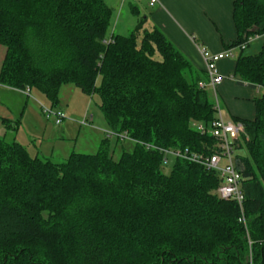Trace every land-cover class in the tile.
Here are the masks:
<instances>
[{
  "label": "trees",
  "instance_id": "16d2710c",
  "mask_svg": "<svg viewBox=\"0 0 264 264\" xmlns=\"http://www.w3.org/2000/svg\"><path fill=\"white\" fill-rule=\"evenodd\" d=\"M112 16L104 0H0V84L54 108L61 86L75 85L98 96L109 131L134 142L118 161L106 138L93 155L54 163L0 140V264H264V94L252 120L233 118L245 127L244 226L236 203L214 194L215 173L169 153L214 151L191 127L215 118L200 74L142 18L108 37ZM232 20L225 50L264 35V0H234ZM243 51L232 78L264 89V44Z\"/></svg>",
  "mask_w": 264,
  "mask_h": 264
},
{
  "label": "crops",
  "instance_id": "0c3cea01",
  "mask_svg": "<svg viewBox=\"0 0 264 264\" xmlns=\"http://www.w3.org/2000/svg\"><path fill=\"white\" fill-rule=\"evenodd\" d=\"M158 1L159 4L151 8L146 2L140 0H130L129 2L127 0H104L112 9L113 14L116 9L123 12L127 4L130 14L124 13V17L127 15L125 21L131 15L130 18H137L135 19L136 25L142 18L143 28L149 22L153 29L160 30L191 64L192 68L200 74L199 77L203 79L202 81H205L204 63L192 38L195 39L196 44L212 53L223 52L236 39V30L232 20L234 0ZM137 2L140 3L135 4ZM114 5L116 8L113 7ZM141 7L144 12L143 17H141ZM120 18L114 19L112 16L113 29L125 32L129 27L120 25ZM5 52V48L0 45V69ZM235 62L236 59L233 58L218 63V70L224 80L217 90L226 99L230 98L227 103L230 116H225L223 113L222 115L231 120L233 118L252 120L254 118L253 100L256 98L255 95L260 92L257 89L261 87H251L246 83L240 84L232 79ZM232 92L233 94L230 95ZM35 94L39 93L35 92ZM35 94L30 90L29 95H26L23 91L7 88L0 84V140L15 141L21 144L31 156L51 161L56 158V126H61L64 121L56 125L53 119H46L40 110L43 103H40L41 99ZM124 142L125 140L116 143L123 145Z\"/></svg>",
  "mask_w": 264,
  "mask_h": 264
},
{
  "label": "built area",
  "instance_id": "2783aa9c",
  "mask_svg": "<svg viewBox=\"0 0 264 264\" xmlns=\"http://www.w3.org/2000/svg\"><path fill=\"white\" fill-rule=\"evenodd\" d=\"M140 1L146 2L148 7L151 8L159 4L158 0ZM253 37H259V35ZM253 37L248 38L245 43L237 47L219 53L208 51L203 46L196 44L195 39L192 38V41L201 55L206 74V80L200 81L198 87L200 89H207L212 93L215 112V118L211 123L205 125L204 123L194 122L193 129L201 135L206 134L214 139V151L209 155L194 153L187 149L183 151L174 150L169 152L173 157L185 159L203 167L208 172L215 173L220 180V185L214 194L221 200L236 203L240 212V222H242L244 226V194L241 188L243 177L242 165L238 161V152L242 150V136L245 135V127L242 122L226 119L222 115L216 90L224 80V77L218 70V63L222 60L233 59L235 57V50L238 49L239 51H243L246 49ZM23 92L24 94L29 95L30 90L29 88H26ZM40 110L46 119H53L56 125H59L65 119L64 113L56 110L54 107H45L44 105H41ZM85 123L86 121H82V124ZM107 134V138L113 136L114 138L119 139V141L128 140L125 133L115 134L110 131Z\"/></svg>",
  "mask_w": 264,
  "mask_h": 264
},
{
  "label": "rangeland",
  "instance_id": "374dc122",
  "mask_svg": "<svg viewBox=\"0 0 264 264\" xmlns=\"http://www.w3.org/2000/svg\"><path fill=\"white\" fill-rule=\"evenodd\" d=\"M130 0H127L129 2ZM137 2L135 4H139ZM113 7L116 8V5ZM142 8V7H141ZM127 4L125 5V10L121 12L120 10H115L113 16L114 19L117 17L120 18V25H127L129 29L127 31H118L113 29V20L109 32V36L114 33L115 35L124 34L127 35L129 32L135 28L137 18H130L125 21L127 18L124 17V13H127ZM128 14H130L128 12ZM147 14V12H146ZM123 15V16H122ZM141 17H143L144 12L142 8ZM139 19V18H138ZM148 30H152L151 24H148L144 27ZM123 32V33H122ZM264 44V35L259 37H253L251 42L249 43L248 47L243 51V54L246 56H253L258 54L262 46ZM240 51L237 49L235 50V59H237ZM239 87H243L238 85ZM260 91L255 96L264 94V89L259 88L257 89ZM35 94V91H33ZM219 105L221 108V112L223 115H229V107L228 102L230 98L226 99L219 90L216 91ZM230 93V95H232ZM37 97L41 99L40 103H43L45 107H50V104L47 100L39 94H35ZM59 105L56 107V110H59L64 113L65 119L63 120V124L61 126H56V158L52 159L53 162L61 163L68 159L71 153H78V154H86V155H93L97 153L99 150L100 144L104 139L107 138L109 129L106 125V122L103 118V115L99 109L100 100L98 96L94 95L89 97L79 91V89L72 84H67L61 86L59 90ZM93 117V118H91ZM82 121H86L85 124H82ZM193 123H191V127L193 128ZM116 138L113 136L109 139L110 143V153L114 161H118L121 154L123 152H132L134 148V142L125 140V144L121 145V143H116ZM239 156L244 155L245 151L242 149L238 152ZM51 160V161H52ZM173 162V158L171 156L168 157V163L163 164L161 166V171L165 175H169L171 171V165Z\"/></svg>",
  "mask_w": 264,
  "mask_h": 264
}]
</instances>
